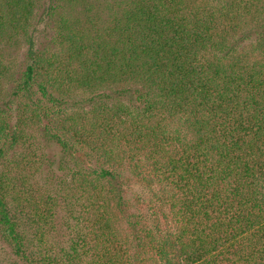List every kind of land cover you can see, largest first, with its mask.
<instances>
[{"label":"trees","instance_id":"1","mask_svg":"<svg viewBox=\"0 0 264 264\" xmlns=\"http://www.w3.org/2000/svg\"><path fill=\"white\" fill-rule=\"evenodd\" d=\"M0 245L264 264V0H0Z\"/></svg>","mask_w":264,"mask_h":264},{"label":"rangeland","instance_id":"2","mask_svg":"<svg viewBox=\"0 0 264 264\" xmlns=\"http://www.w3.org/2000/svg\"><path fill=\"white\" fill-rule=\"evenodd\" d=\"M15 67H13L14 71H16V69L18 68V65L20 64L19 62L21 61V56H20V52H15L14 55L12 56ZM134 195H139L141 197V199L147 201L150 198V193L147 189H145L144 187L133 183V188L131 191V195L130 196H134ZM65 234H67V236H69V231H67ZM2 245H0V250H1Z\"/></svg>","mask_w":264,"mask_h":264}]
</instances>
